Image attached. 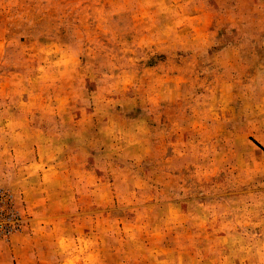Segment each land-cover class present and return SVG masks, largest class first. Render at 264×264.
<instances>
[{
    "label": "rangeland",
    "instance_id": "374dc122",
    "mask_svg": "<svg viewBox=\"0 0 264 264\" xmlns=\"http://www.w3.org/2000/svg\"><path fill=\"white\" fill-rule=\"evenodd\" d=\"M264 0H0V264H264Z\"/></svg>",
    "mask_w": 264,
    "mask_h": 264
},
{
    "label": "trees",
    "instance_id": "16d2710c",
    "mask_svg": "<svg viewBox=\"0 0 264 264\" xmlns=\"http://www.w3.org/2000/svg\"><path fill=\"white\" fill-rule=\"evenodd\" d=\"M263 151H264V147L261 146L260 144H257Z\"/></svg>",
    "mask_w": 264,
    "mask_h": 264
},
{
    "label": "built area",
    "instance_id": "2783aa9c",
    "mask_svg": "<svg viewBox=\"0 0 264 264\" xmlns=\"http://www.w3.org/2000/svg\"><path fill=\"white\" fill-rule=\"evenodd\" d=\"M0 201H1V199H0Z\"/></svg>",
    "mask_w": 264,
    "mask_h": 264
}]
</instances>
